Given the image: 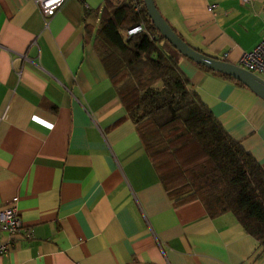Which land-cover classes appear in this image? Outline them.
Wrapping results in <instances>:
<instances>
[{"label":"crops","instance_id":"1","mask_svg":"<svg viewBox=\"0 0 264 264\" xmlns=\"http://www.w3.org/2000/svg\"><path fill=\"white\" fill-rule=\"evenodd\" d=\"M104 2L66 0L46 19L35 0H0V210L18 197L24 227L0 264H264V244L232 212L169 196L86 38V8ZM156 3L191 46L235 64L264 35V0ZM176 56L264 167V99Z\"/></svg>","mask_w":264,"mask_h":264},{"label":"trees","instance_id":"2","mask_svg":"<svg viewBox=\"0 0 264 264\" xmlns=\"http://www.w3.org/2000/svg\"><path fill=\"white\" fill-rule=\"evenodd\" d=\"M86 14V38L174 203L199 199L213 217L232 212L264 244V167L194 90L179 65L180 53L155 27L144 0H105ZM138 24L145 30L128 35Z\"/></svg>","mask_w":264,"mask_h":264},{"label":"water","instance_id":"3","mask_svg":"<svg viewBox=\"0 0 264 264\" xmlns=\"http://www.w3.org/2000/svg\"><path fill=\"white\" fill-rule=\"evenodd\" d=\"M148 15L164 38L182 55L217 72L229 75L264 99V77L238 64L205 54L191 46L159 10L156 0H144Z\"/></svg>","mask_w":264,"mask_h":264},{"label":"built area","instance_id":"4","mask_svg":"<svg viewBox=\"0 0 264 264\" xmlns=\"http://www.w3.org/2000/svg\"><path fill=\"white\" fill-rule=\"evenodd\" d=\"M66 0H35L43 16L48 19L52 17L65 3ZM246 2L248 0H242ZM217 4H211V10H215ZM143 24H138L127 30L128 35L144 31ZM227 53L225 54L226 57ZM239 66L256 73L260 76L264 74V35L254 48L246 51L240 61ZM263 77V76H262ZM18 197L10 201V205L0 210V230L7 232L10 236L8 241H0V255L6 254L17 240L18 235L23 231V221L17 208Z\"/></svg>","mask_w":264,"mask_h":264},{"label":"rangeland","instance_id":"5","mask_svg":"<svg viewBox=\"0 0 264 264\" xmlns=\"http://www.w3.org/2000/svg\"><path fill=\"white\" fill-rule=\"evenodd\" d=\"M96 22H98L97 20H96ZM172 48V47H171ZM263 77H264V74L262 75Z\"/></svg>","mask_w":264,"mask_h":264}]
</instances>
